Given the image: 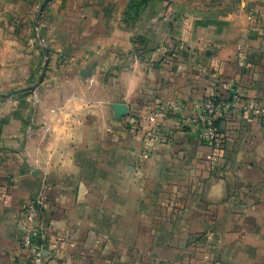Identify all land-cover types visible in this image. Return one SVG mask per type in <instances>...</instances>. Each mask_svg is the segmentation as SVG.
<instances>
[{
    "label": "crops",
    "instance_id": "obj_1",
    "mask_svg": "<svg viewBox=\"0 0 264 264\" xmlns=\"http://www.w3.org/2000/svg\"><path fill=\"white\" fill-rule=\"evenodd\" d=\"M129 4L0 0V264L22 263V209L41 191L46 264H264L259 119L219 121L218 149L178 117L150 122L176 101L187 117L220 83L264 104V0L205 18ZM30 25L49 46L35 91ZM155 125L167 142L148 139Z\"/></svg>",
    "mask_w": 264,
    "mask_h": 264
},
{
    "label": "built area",
    "instance_id": "obj_2",
    "mask_svg": "<svg viewBox=\"0 0 264 264\" xmlns=\"http://www.w3.org/2000/svg\"><path fill=\"white\" fill-rule=\"evenodd\" d=\"M242 103L241 93L237 88L227 83H220L216 92L209 99L192 103V113L187 117H181L183 104L176 101L165 110L150 117V122H155L159 117H178L189 126L200 127L202 140L218 149L221 147L222 141L217 123L237 111L259 119L264 135V104L242 106ZM148 139L163 144L169 138L160 126L155 125L148 132ZM44 206L45 197L42 191L35 199L23 206L20 247L26 254L21 264H46L45 255L48 252V240L45 222L42 218Z\"/></svg>",
    "mask_w": 264,
    "mask_h": 264
},
{
    "label": "rangeland",
    "instance_id": "obj_3",
    "mask_svg": "<svg viewBox=\"0 0 264 264\" xmlns=\"http://www.w3.org/2000/svg\"><path fill=\"white\" fill-rule=\"evenodd\" d=\"M137 2V10L139 15L151 12V8L153 4H155L159 0H136ZM168 3L177 2V9L180 12L175 11L174 15L180 16L182 14H187V16L191 17H209L216 16L220 14H224L227 12H231L240 4L241 0H182L178 2V0H166ZM179 3V4H178ZM5 35V26L3 29ZM25 35L26 41L24 43H19L20 47L23 46L25 49V53L27 56V61L33 62V50L40 49L41 50V77L38 79L36 85L30 88L29 91H35L36 88L40 85L43 80L44 73L49 64V46L46 42H34V27L32 25L25 27ZM0 68H5V38L4 41L0 42ZM1 71V70H0ZM3 73V71H2ZM2 81L5 83V71L2 74ZM29 93V92H28Z\"/></svg>",
    "mask_w": 264,
    "mask_h": 264
},
{
    "label": "trees",
    "instance_id": "obj_4",
    "mask_svg": "<svg viewBox=\"0 0 264 264\" xmlns=\"http://www.w3.org/2000/svg\"><path fill=\"white\" fill-rule=\"evenodd\" d=\"M136 2H137L136 0H130L128 11H131V13L137 17V16H139V12L137 10V6H136L137 3Z\"/></svg>",
    "mask_w": 264,
    "mask_h": 264
}]
</instances>
